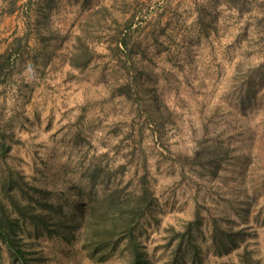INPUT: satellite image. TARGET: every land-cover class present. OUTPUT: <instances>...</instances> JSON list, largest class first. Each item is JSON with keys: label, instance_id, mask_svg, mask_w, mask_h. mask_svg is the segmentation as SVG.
<instances>
[{"label": "rangeland", "instance_id": "rangeland-1", "mask_svg": "<svg viewBox=\"0 0 264 264\" xmlns=\"http://www.w3.org/2000/svg\"><path fill=\"white\" fill-rule=\"evenodd\" d=\"M227 7L224 0H0V131L9 145L0 180L19 174L29 192L38 187L79 216L111 189L147 182L154 203L135 235L152 264L171 261L177 233L197 219L198 255L177 264H240L243 247L264 264V83L246 109L234 88L238 64L247 70L260 61L246 52L255 40L246 21L264 0ZM125 33L132 66L114 49ZM213 143L228 149L224 160L176 161ZM213 220L246 233L230 256L215 255ZM26 226L27 248L46 264L131 260L126 240L102 260L80 231L67 243ZM0 264H11L4 245Z\"/></svg>", "mask_w": 264, "mask_h": 264}, {"label": "trees", "instance_id": "trees-1", "mask_svg": "<svg viewBox=\"0 0 264 264\" xmlns=\"http://www.w3.org/2000/svg\"><path fill=\"white\" fill-rule=\"evenodd\" d=\"M228 9L232 10L238 6H243L249 0H224ZM255 3L258 0H254ZM238 7L236 11H241ZM246 24L252 26L251 33L255 40L247 45L248 55L255 54L259 56V63L247 70L241 69L243 63L238 64L239 80L235 82L234 88L238 91L237 100L243 109L252 102L257 86L264 83V9L248 14ZM245 34L250 32L247 27L243 28ZM129 34L125 33L121 39L116 41L115 48L119 54L126 56V62L132 66L131 51L129 49ZM28 36L24 37L26 42ZM82 46L86 52L82 54L83 63L89 60L87 56L88 45L82 40ZM249 48V49H248ZM125 51V52H124ZM5 59L4 54L0 55ZM86 60V61H85ZM3 64L0 63V71ZM157 113V111H156ZM159 121L156 124L159 134L160 128H163L162 116L157 113L155 117ZM204 130L208 131L209 126L204 125ZM217 139V136H216ZM213 142L215 139H212ZM222 143V141H219ZM218 145L200 146L192 156L178 155L176 161L181 165L196 166L204 159L210 156L219 157L224 160L228 149ZM9 151V145L4 138V133L0 131V159H3ZM216 158L214 160H216ZM207 159V160H208ZM220 162V161H219ZM205 164V163H203ZM217 173V172H216ZM213 173L212 175H215ZM21 175L14 177L13 173L7 174L0 180V245H4L8 251L11 264H46L42 256L37 251L27 248L29 246L24 235L26 225L32 227L35 236L46 233L49 236H57L69 243L75 239L77 233L83 237V242L89 252L94 257L105 256L110 251H116L118 244L122 240L127 241V246L131 251V260L128 264H152L148 259L145 247L138 241L135 231L138 229L142 220L150 214L153 206V194L148 187L147 182L141 184L132 190L125 188L111 189L102 197L97 205L87 202L88 211L79 216L77 212L68 213L64 211L60 204L48 201L42 197L45 194L38 187L25 189ZM213 229L211 239L215 249V255L230 256L233 248H237L242 239L246 236L244 229L239 232H232L224 229L220 224L217 225L213 220ZM201 227V222L197 219L189 222L184 231L177 233L178 244L173 252L171 261L167 264H177L179 260L190 258L194 261V255H198V245L194 236ZM240 264H261L260 258H253V250L243 247L239 252Z\"/></svg>", "mask_w": 264, "mask_h": 264}]
</instances>
